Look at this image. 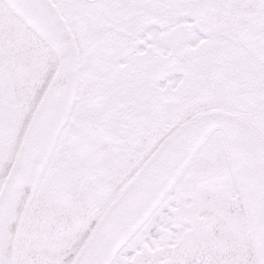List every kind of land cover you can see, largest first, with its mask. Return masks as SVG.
<instances>
[{
  "label": "snow or ice",
  "instance_id": "6c2138e0",
  "mask_svg": "<svg viewBox=\"0 0 264 264\" xmlns=\"http://www.w3.org/2000/svg\"><path fill=\"white\" fill-rule=\"evenodd\" d=\"M0 264H264V0H0Z\"/></svg>",
  "mask_w": 264,
  "mask_h": 264
}]
</instances>
